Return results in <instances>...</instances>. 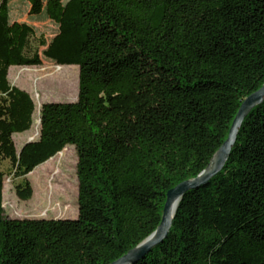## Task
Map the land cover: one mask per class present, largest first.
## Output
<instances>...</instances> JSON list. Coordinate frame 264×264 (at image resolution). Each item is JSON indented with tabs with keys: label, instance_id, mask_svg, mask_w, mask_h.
Masks as SVG:
<instances>
[{
	"label": "trees",
	"instance_id": "trees-1",
	"mask_svg": "<svg viewBox=\"0 0 264 264\" xmlns=\"http://www.w3.org/2000/svg\"><path fill=\"white\" fill-rule=\"evenodd\" d=\"M43 47L59 69L78 67V96L44 103L38 139L18 154L12 135L30 130L35 105L8 72ZM263 84L264 0H67L49 42L11 27L0 0V164L29 201L25 177L71 146L78 181L75 219H10L0 172V264L124 256L156 230L167 192L209 166ZM134 264H264V100L224 168L182 197L166 238Z\"/></svg>",
	"mask_w": 264,
	"mask_h": 264
},
{
	"label": "rangeland",
	"instance_id": "rangeland-1",
	"mask_svg": "<svg viewBox=\"0 0 264 264\" xmlns=\"http://www.w3.org/2000/svg\"><path fill=\"white\" fill-rule=\"evenodd\" d=\"M67 0H7L11 27L26 23L37 37L46 42L56 34L63 4ZM16 36L10 28V44ZM43 48L35 61L27 64H11L8 81L11 86L27 92L35 105L33 122L29 131L13 134L12 140L18 153L21 147L39 137L40 109L44 103L75 102L78 96L79 70L76 66L59 69V65L45 59ZM77 156L75 149L66 147L62 152L37 167L25 178L31 185L32 197L20 201L15 187L22 182L13 176L8 161L0 164L3 174L2 206L10 219H75L77 217L76 176Z\"/></svg>",
	"mask_w": 264,
	"mask_h": 264
},
{
	"label": "water",
	"instance_id": "water-1",
	"mask_svg": "<svg viewBox=\"0 0 264 264\" xmlns=\"http://www.w3.org/2000/svg\"><path fill=\"white\" fill-rule=\"evenodd\" d=\"M263 100L264 84L242 102L231 123L226 140L213 156L209 166L196 178L184 181L167 192L161 221L156 230L138 246L128 251V253L111 264H134L138 260L145 257V255L149 253L152 248L160 244L166 238L171 227L174 213L182 197L189 190L197 189L200 186L207 184L212 177L216 176L224 168L230 156L231 149L236 142L239 128L241 127L245 116L252 108L261 104Z\"/></svg>",
	"mask_w": 264,
	"mask_h": 264
}]
</instances>
